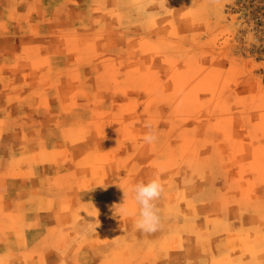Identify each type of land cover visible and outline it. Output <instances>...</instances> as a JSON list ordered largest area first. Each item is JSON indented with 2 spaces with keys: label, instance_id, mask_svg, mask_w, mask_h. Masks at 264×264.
Returning <instances> with one entry per match:
<instances>
[{
  "label": "rangeland",
  "instance_id": "374dc122",
  "mask_svg": "<svg viewBox=\"0 0 264 264\" xmlns=\"http://www.w3.org/2000/svg\"><path fill=\"white\" fill-rule=\"evenodd\" d=\"M0 264H264V0H0Z\"/></svg>",
  "mask_w": 264,
  "mask_h": 264
},
{
  "label": "clouds",
  "instance_id": "9594fccd",
  "mask_svg": "<svg viewBox=\"0 0 264 264\" xmlns=\"http://www.w3.org/2000/svg\"><path fill=\"white\" fill-rule=\"evenodd\" d=\"M147 127L148 131L144 134L143 141L145 144L152 145L158 140L157 131L150 124ZM131 191L134 193V199L139 205L135 228L145 234H152L160 230L162 222L156 202L164 192L163 184L158 178L151 179L147 183L141 182L133 185ZM124 194L126 197L125 192ZM125 212L126 209L121 205L117 214L123 215Z\"/></svg>",
  "mask_w": 264,
  "mask_h": 264
}]
</instances>
